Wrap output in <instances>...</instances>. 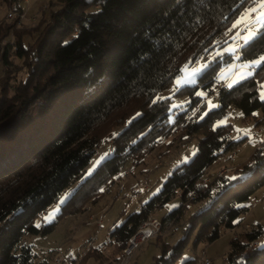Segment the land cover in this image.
Listing matches in <instances>:
<instances>
[{"label":"trees","instance_id":"16d2710c","mask_svg":"<svg viewBox=\"0 0 264 264\" xmlns=\"http://www.w3.org/2000/svg\"><path fill=\"white\" fill-rule=\"evenodd\" d=\"M240 2L55 0L48 5L54 7L48 14L45 11L43 26L32 41L17 36L15 54L26 61L27 75L0 91V264L33 263L37 253L33 243L26 241L27 235L54 230L57 220L37 223L36 219L83 175L109 130L107 122L123 124L113 138V153L80 181L63 202L58 217L77 212L79 200L100 193L129 158L142 159L179 125L186 133L199 132L201 137L194 156L172 170L160 191L114 225L110 238L85 256L101 264H116L139 226L179 191L181 203L161 219L180 217L189 194L201 190L197 184L206 170L244 139L230 137L232 123L217 121L231 106L239 108L246 120L260 109L254 126L264 121V102L258 99L264 70L255 69L252 77L231 89L221 86L217 107L207 109L204 97L197 95L215 90L220 68L233 60L225 51L208 59L211 67L195 82L177 89L176 95L189 97L184 108L172 107L174 95H160L185 66L231 40L229 29L243 10L238 8ZM9 3L15 10L23 9L22 0H0V19L2 6ZM9 27L1 22L0 36ZM10 43L1 56L6 68L11 63ZM261 55L264 43L258 42L247 50L246 61ZM193 109L195 114L187 118L186 113ZM262 152L257 146L240 173L215 176V190L198 192L196 199L207 198V203L189 215L181 237L172 244L163 243L161 254L151 264H176L195 229L194 245L213 241L223 229L239 224L238 218L250 207L246 202L264 185ZM263 234L259 224L242 237H233L227 264H264V244L252 245Z\"/></svg>","mask_w":264,"mask_h":264},{"label":"rangeland","instance_id":"374dc122","mask_svg":"<svg viewBox=\"0 0 264 264\" xmlns=\"http://www.w3.org/2000/svg\"><path fill=\"white\" fill-rule=\"evenodd\" d=\"M53 1L55 0H22V10H15L11 3L2 6L0 23L2 22V25L5 24V28L11 27L5 32L6 35L0 36V91L3 87L15 86L26 77V61L15 54V40L17 36H22L25 41L33 40L37 31L43 26L42 17L45 11L48 14L50 9L54 7L52 5L50 6L51 8H48V5ZM10 12L12 15H9ZM240 27L232 29L230 32L231 40L224 47L216 49L215 52L207 57H202L192 65L185 66L181 74L175 78L170 86L161 91L160 95H174L172 107L184 108L189 97L187 95H176L177 89L183 84L195 82L196 77L202 72L201 69L208 64V59H212L229 46L240 45L242 43L240 37L235 40L232 39L236 32L240 31ZM243 35L245 33L241 32V36ZM8 43H10L11 63L6 68L2 63L1 56ZM249 71H254V69L244 67L239 61L231 60L224 63L219 70L215 90L211 94L204 91L199 92L204 97L202 101L205 100L207 103V109L219 105L217 91L221 86L228 85L233 80L241 81L242 77L247 76ZM177 81H179V84ZM187 81L192 82L187 83ZM261 84H264V82ZM261 90L264 89L259 88V91ZM9 91L12 92V89H9ZM175 112L177 110L173 112L172 116ZM195 112L196 109L188 111L186 117L190 118ZM259 116H261L260 109L255 112V116L246 120L243 118L239 108L231 106L227 114L217 121L219 124L232 123L233 130L230 137L233 139H244L234 149L222 154L206 170L197 184L201 186V190L196 188L198 191L194 190L193 193L189 194V202L180 217L173 218L170 221L161 219L168 211L181 203L180 191L163 208L149 215L162 220L164 225L156 236L138 245L130 258L129 264H151L155 257L161 254L163 243L172 244L181 237L184 223L188 220L189 215L207 203V198L196 199L198 192H204L209 188H211V191L215 190L216 185L213 180L215 176H221L224 173H231V176H233L240 173L243 165L248 161L257 146L262 147L264 151V146L260 145V140L253 137V133L259 130L264 135V121L262 124L254 126V121ZM106 125L109 130L103 135L83 175L67 187L58 199L50 204L42 215L36 219L37 223L45 222L46 219L50 221L57 220L54 230L45 235H27L26 241L33 243L34 251L37 253L32 264H69L68 261L58 262L56 257L59 254H77L88 239L96 233L99 235V243L102 242L105 234L114 225L120 224L129 213L139 209L146 200L160 191L164 181L177 165L189 161L194 156L201 137L199 132L186 133L183 126L179 125L169 134L162 136L158 140L156 147L146 153L142 159L138 158L134 161L129 158L116 174L108 178L100 193H96L91 197L85 196L79 200L78 206L75 207L78 210L77 212L67 213L58 217L63 202L79 185L80 181L91 174L103 159L113 153V138L121 130L123 124L108 125L107 122ZM194 199L195 201H193ZM246 204L250 206L249 210L242 213L238 218L239 224L233 228L223 229L221 235L213 241L200 242L194 245L195 229L187 248L176 264H183L185 260L191 258H196V260L193 263L187 262L184 264H207L205 262L207 258L210 259L209 264H227V255L231 248L232 238L235 236L242 237L244 232L259 224L264 227V185L255 190ZM89 221L90 223H88ZM99 223L102 224L100 231H98ZM253 244H264V234L256 242H252ZM85 255L74 263L78 264L82 261L80 264H101L94 258ZM44 259H47V261ZM123 262L122 251L116 264H122Z\"/></svg>","mask_w":264,"mask_h":264},{"label":"snow or ice","instance_id":"6c2138e0","mask_svg":"<svg viewBox=\"0 0 264 264\" xmlns=\"http://www.w3.org/2000/svg\"><path fill=\"white\" fill-rule=\"evenodd\" d=\"M177 3H180V0H177ZM245 5L247 6L245 7ZM238 8H243V10L238 13V17L232 24V28L229 29V32L242 25L240 31H237L236 35L232 38L235 40L237 37H240L242 43L235 47L229 46L224 51L228 53L230 59L241 62L246 68L264 70V55H261L258 59L246 61L247 50L258 42L264 43V0H241ZM241 32L245 33V35L241 36ZM217 55L219 56L221 54L218 53ZM210 67L211 62L206 64L201 71L209 69ZM252 76L253 71H249L247 76H243L242 79H248ZM191 82L192 81H187V83ZM177 83L179 84V81H177ZM238 83H240V81L233 80V82L228 84L227 87L231 89ZM258 87L264 89V84H261ZM197 95H200V93H197ZM258 99L261 102H264V90L258 92ZM253 115H255V113H253ZM261 154L264 155V152ZM239 179H243V177L230 178V180ZM45 222L50 223L51 221L46 219ZM36 226L40 227L41 225L37 224Z\"/></svg>","mask_w":264,"mask_h":264},{"label":"built area","instance_id":"2783aa9c","mask_svg":"<svg viewBox=\"0 0 264 264\" xmlns=\"http://www.w3.org/2000/svg\"><path fill=\"white\" fill-rule=\"evenodd\" d=\"M9 15H12L11 12ZM253 137L257 140H260V145L264 146V135L261 134V130L253 133ZM90 223V221L88 222ZM162 220H159L157 217L149 216L137 229V231L129 238L127 245L123 249L124 262L122 264H129L130 258L132 257L135 249L138 245L154 237L161 230ZM102 228V224H98V231ZM110 238V232L106 233L104 236V240H108ZM99 244V235L93 234L88 241L84 244L81 251L77 254L69 253V254H59L56 259L58 262L68 261L73 262L75 259H79L84 256L87 252H89L93 247ZM207 264L210 263V259L207 258L205 260Z\"/></svg>","mask_w":264,"mask_h":264}]
</instances>
